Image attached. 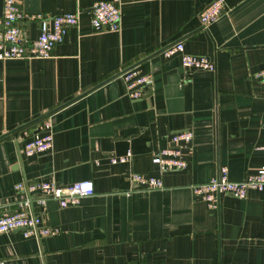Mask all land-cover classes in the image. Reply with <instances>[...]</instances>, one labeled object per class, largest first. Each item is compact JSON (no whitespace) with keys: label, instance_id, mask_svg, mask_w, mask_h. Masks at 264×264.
Wrapping results in <instances>:
<instances>
[{"label":"crops","instance_id":"1","mask_svg":"<svg viewBox=\"0 0 264 264\" xmlns=\"http://www.w3.org/2000/svg\"><path fill=\"white\" fill-rule=\"evenodd\" d=\"M95 1L17 0L28 15L78 19L48 57L0 61V213L28 197L40 224L56 229L40 238L0 233V262L264 264V190L243 199L220 193L216 208L191 191L221 166L232 181L264 166V80L253 76L264 68V0H223L207 29L197 15L210 0H119L120 27L111 32L93 31ZM21 25L36 37V19ZM175 41L214 69L187 71L179 52L163 56ZM130 67L151 77L136 98L121 77ZM44 119L50 150L24 155ZM185 129V167L159 170L150 157ZM127 149L130 160L109 162ZM131 172L162 185L133 186ZM31 180H86L93 192L73 206L53 198L40 206L35 193L14 187Z\"/></svg>","mask_w":264,"mask_h":264},{"label":"built area","instance_id":"2","mask_svg":"<svg viewBox=\"0 0 264 264\" xmlns=\"http://www.w3.org/2000/svg\"><path fill=\"white\" fill-rule=\"evenodd\" d=\"M119 0H98L92 3L90 25L94 32L118 31L120 27ZM225 10L223 0H210L198 13L197 17L202 28L207 27ZM37 20V35L29 39L22 27V23ZM77 13L63 12L57 15H42L40 13L28 15L22 12L17 0H2L0 12V61L6 59H32L45 58L50 55L52 47L62 40L66 29L77 25ZM175 52L181 54L180 65L183 69L212 71L214 64L204 55H193L183 51L180 41L165 46L161 53L167 57ZM257 79L264 80V68L253 73ZM127 95L131 98L141 96L151 83L149 74H142L135 67L124 70L121 74ZM50 122L44 119L37 125L35 133L24 143L22 152L26 156L44 153L50 150L52 135L49 131ZM190 130H180L172 133L169 144L155 151L150 157L151 163L161 171L178 170L185 167L182 149L191 140ZM129 149L124 154L111 156V164L124 163L130 160ZM133 186L142 188H159L162 183L152 176H144L135 172L128 174ZM17 190H24L28 194L35 193L34 201L43 206L46 198L57 200L60 207L76 205L82 196L91 194L93 187L90 181H76L69 185L57 186L50 182L31 180L19 182ZM249 190H264V166L245 173L244 177L232 181L227 176V168L221 166L216 175L208 181L191 185V191L206 203L209 208H216L217 197L220 193L232 197L246 198ZM41 217L31 210V200L26 197L19 201L16 207L0 213V233L19 229L23 236L40 238L56 232L55 228L41 225ZM264 247V246H263ZM0 264H2L0 262Z\"/></svg>","mask_w":264,"mask_h":264}]
</instances>
